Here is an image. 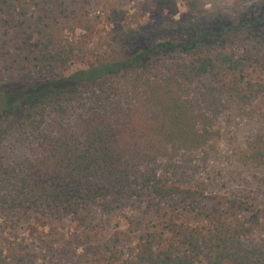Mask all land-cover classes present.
<instances>
[{
  "label": "trees",
  "instance_id": "1",
  "mask_svg": "<svg viewBox=\"0 0 264 264\" xmlns=\"http://www.w3.org/2000/svg\"><path fill=\"white\" fill-rule=\"evenodd\" d=\"M97 1L0 0L5 222L71 217L99 242L69 264H264L262 249L244 241L261 215L255 196L219 192L194 157L209 152L231 100L249 126L235 160L264 167V0L231 14L184 0L177 18L117 29L115 52L70 69L69 48L49 26ZM148 1L171 14L176 3ZM28 18L34 46L24 44ZM5 137L23 139L24 156L5 159ZM257 183L264 185V173ZM118 210L129 213L121 236L96 232L106 226L89 212ZM37 258L26 245L0 242V264H63Z\"/></svg>",
  "mask_w": 264,
  "mask_h": 264
},
{
  "label": "rangeland",
  "instance_id": "2",
  "mask_svg": "<svg viewBox=\"0 0 264 264\" xmlns=\"http://www.w3.org/2000/svg\"><path fill=\"white\" fill-rule=\"evenodd\" d=\"M205 7L212 14H231L242 5L260 0H203ZM94 5V4H93ZM96 6L86 8L85 12L72 13L63 17L49 29L53 37L69 48L71 63L68 68L84 66L90 61L115 52L118 40L116 30L145 29L155 24L160 18L172 16L177 18L184 13V0H176L173 13L167 9L158 10L152 7L148 0H99ZM33 8V7H32ZM36 13L33 10L32 15ZM17 24L19 19H9ZM33 18L24 22V44L34 46L36 28ZM30 27V29H28ZM19 24L14 29H20ZM23 31V30H22ZM16 75L27 78L26 71L18 69ZM231 100L226 102L225 109L217 120L218 134L207 148L208 153H195L199 173L204 175L213 188L219 192H235L246 190L254 195L261 208L259 223L244 238L246 244L257 246L264 254V196L261 191L264 185L257 183V178L264 173V167L246 166L235 160L234 151L241 145L249 126L236 116V110ZM2 154L5 159L17 160L24 156V141L20 137H9L2 142ZM203 157V160H197ZM136 213L132 211L130 214ZM129 213L118 210L114 215L106 216L90 211L88 216L92 222L105 225L107 232L121 236L118 230L126 228V217ZM116 232V233H115ZM122 238V237H120ZM124 238V235H123ZM7 241L19 246L26 245L38 256L48 261H61L69 264L74 259H83L87 254H93L98 245L96 235L81 233L80 228L71 217L52 222H40L28 218L17 225L5 222L0 213V242ZM132 242H130V246Z\"/></svg>",
  "mask_w": 264,
  "mask_h": 264
}]
</instances>
